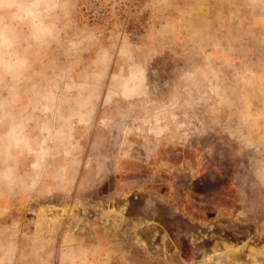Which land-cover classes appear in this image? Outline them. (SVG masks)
Masks as SVG:
<instances>
[{"label": "rangeland", "instance_id": "obj_1", "mask_svg": "<svg viewBox=\"0 0 264 264\" xmlns=\"http://www.w3.org/2000/svg\"><path fill=\"white\" fill-rule=\"evenodd\" d=\"M0 264H264V0H0Z\"/></svg>", "mask_w": 264, "mask_h": 264}, {"label": "clouds", "instance_id": "obj_2", "mask_svg": "<svg viewBox=\"0 0 264 264\" xmlns=\"http://www.w3.org/2000/svg\"><path fill=\"white\" fill-rule=\"evenodd\" d=\"M17 18L19 19H24V18H35L38 13L34 11V6L33 7H21L20 9L17 10Z\"/></svg>", "mask_w": 264, "mask_h": 264}]
</instances>
